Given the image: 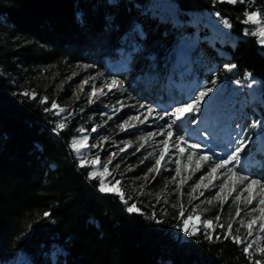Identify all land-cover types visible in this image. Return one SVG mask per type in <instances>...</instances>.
<instances>
[{"label":"trees","instance_id":"trees-1","mask_svg":"<svg viewBox=\"0 0 264 264\" xmlns=\"http://www.w3.org/2000/svg\"><path fill=\"white\" fill-rule=\"evenodd\" d=\"M175 1L185 11L214 7L229 19L236 35L235 46L226 48L230 62L240 74L249 72L263 81L264 98L263 46L245 23L255 4ZM149 3L0 0V262L23 252L31 264H53L51 252L61 245L65 254L55 264H254L256 259L244 251L249 236L240 228L235 237L244 243L217 225L208 231L211 239L204 229L179 239L173 231L182 229L180 213L128 212L118 195L99 190V180L90 177L88 166H80L70 147L81 116L66 119L65 127L57 129L59 116L46 111L53 98L61 101L70 94L44 96L38 85L35 98L22 94L21 83L42 77L52 82L70 77L78 84L90 75L98 83L110 75L123 49L131 58L114 75L140 98L155 101L164 93L161 71L175 70L174 56L163 50L179 29L151 18ZM203 50L217 57L210 46ZM151 54L155 61L149 60Z\"/></svg>","mask_w":264,"mask_h":264},{"label":"rangeland","instance_id":"rangeland-1","mask_svg":"<svg viewBox=\"0 0 264 264\" xmlns=\"http://www.w3.org/2000/svg\"><path fill=\"white\" fill-rule=\"evenodd\" d=\"M251 2L255 6H250L247 13L259 12L260 19L264 20V3L257 5L253 0ZM146 13L151 18H158L161 23L168 22L171 28H176L174 24L179 23L176 28L179 29L178 35L171 39L170 44L163 50L168 56H174L175 70L172 73H169L168 69L161 71L158 80L161 82L160 89L164 93L155 101L150 102L140 98L134 91L128 90L124 83L119 90L108 92L106 84L112 79L122 81L114 75V72L126 68L131 58V53L123 49L120 50L119 62L111 64L110 75L104 76L98 83L90 75L78 84H73L70 77L58 82L42 77L35 83L24 81L21 83V91L36 95L35 88L38 85L43 87L44 96L49 94L57 97L60 91L70 94L61 101L55 98L52 100V104L55 102L59 107L67 110L58 115L60 118L58 123H65V120L72 116H81L80 129L84 128L85 134L89 136V147L84 150L83 155L89 158L99 156V166L95 169L97 172L101 171L104 165H108L111 175H106L105 183L114 184L115 181H120L118 187L125 194L127 204L119 198L127 208L135 203L140 209L139 212L154 211V216L159 214L167 216L178 215L180 206L183 204L185 218L189 214L194 216V219L189 222L190 228L194 226L199 230L204 229L202 222L212 220L213 227L217 225L221 231L225 232H227V225L231 223L234 237L239 228L248 235L247 223L251 218L249 213L255 209L251 215L259 217V208L262 206L258 202L264 198L261 191L264 186L263 81L251 73L249 77V72L240 74L236 66L231 71H226V65H235L230 62L231 54L226 48L235 46L236 35L232 27H226L221 23V20L229 21V19L214 7L185 11L175 0H150ZM215 13H219V16ZM229 23L231 24L230 21ZM182 26L184 29L181 28ZM255 27L252 23H247L248 30H254ZM135 28L142 35L144 34L140 25L137 24ZM205 45L214 49L217 57L206 53L203 50ZM262 46L264 53V45ZM156 59V54L149 56L151 61ZM213 80L216 81L215 88L208 97H205L200 112L186 117L183 123H179L176 126V135H191L195 138L199 136L198 129L208 130L207 148L214 150L216 159H222L230 151L233 141L238 139L239 132L236 126L239 125V131H242L244 138L250 139L251 143L240 153L239 163L235 165L233 171L248 176L250 180L255 179L261 182L253 185L255 198L251 205L247 203L248 193L244 191L241 194V189L250 181L241 185L237 180L236 191L230 192L233 180H227L225 190L220 194L222 199L215 198L224 177L230 174L225 169L218 170L217 178L209 183L211 178L207 173L215 161H201L199 151L190 153L188 147L183 144L180 145L185 149L183 154L177 152L171 158L166 155L158 174L155 171L150 172L149 170L154 168L159 152L162 151L159 144L164 139L159 134L155 136L150 134L159 133L164 129L165 120L149 118L147 122L140 123L130 119L140 113L146 114L145 109L139 108L140 104L150 105L160 111H170L173 107L188 102L193 94L198 93L205 86H211ZM252 80L255 81L252 87L245 86ZM84 81L89 83L83 84ZM236 81H240L241 84L237 85ZM93 85L96 89H104L106 95L92 96ZM121 105L124 106L121 108ZM140 119L144 120V115H141ZM193 119L197 123H191ZM126 121L127 124H125ZM93 128L97 130L93 132ZM74 138L79 140L81 133L78 131L71 143ZM191 142L198 143L199 139ZM169 143L171 146L172 141ZM92 145H98V147ZM126 145L128 147H125ZM141 145L144 146L140 147ZM121 149L124 150L121 151ZM75 154L80 159L76 152ZM189 154L192 155L191 161L187 159ZM109 160H111L110 164ZM177 160L179 164L176 163ZM197 162L201 164L199 169L196 168ZM177 166L180 168L179 176L175 172ZM88 167L90 174L94 169ZM229 167L233 166L229 165ZM146 176L147 179H145ZM202 176L203 184L193 193L192 188ZM97 179L100 183V179ZM182 179L186 182L179 184ZM237 194H241V199L238 201L234 199ZM194 208L195 212H193ZM237 208L240 209L239 216L236 215ZM217 216L219 221L216 220ZM241 221L244 222L243 225ZM156 222L160 224L162 220L157 218ZM259 224L258 219L253 226L252 235H248V243L254 245L251 250L254 255L251 258L264 261V256L255 252V247H264V232L260 230ZM219 225L224 227L221 228ZM173 235L179 239H185L188 236L182 229L173 231ZM54 248L62 250L59 255L65 254V249L61 245H55ZM59 255L53 258L51 252L53 260H57ZM24 262L31 264L25 253L18 252L11 261L0 262V264H24Z\"/></svg>","mask_w":264,"mask_h":264},{"label":"snow or ice","instance_id":"snow-or-ice-1","mask_svg":"<svg viewBox=\"0 0 264 264\" xmlns=\"http://www.w3.org/2000/svg\"><path fill=\"white\" fill-rule=\"evenodd\" d=\"M213 2L215 3L216 0H213ZM228 2L229 3H236L237 0H228ZM240 2H243V0H240ZM215 15L219 16V13H215ZM246 16H247V18L245 20V23H252L253 25L256 26L254 28V30H251L250 32H248V34L258 36L259 42L262 45H264V20L260 19L259 12L247 13ZM221 23H223L226 27H229V28L231 27V24L227 20H221ZM246 31H248V30H246ZM233 68H235V65H226L225 66L226 71H231ZM248 75H249V77L251 76L250 73ZM88 83H89L88 81L83 82V84H88ZM235 83L237 85L241 84L240 81H236ZM254 83H255V81L252 80L245 86L252 87V85ZM215 85H216V81L213 80L211 83V86H205L202 90H199L198 93L193 94L189 98L188 102L182 103L179 106H175L170 111L169 110L160 111L156 108H153L150 105L140 104L139 108L145 109L146 114L140 113L136 117H132L130 119H135V120L139 121L140 123L147 122V120L149 118H151L153 120H155V119L165 120L164 129H162L159 133L150 134L152 136L159 134V135L164 137V139L159 144V146L162 148V151L159 152L158 158L155 160V163H154V168L150 169L149 170L150 172L155 171L158 174V172L162 166V161L165 160L166 155H169L171 158V156H174L177 152L180 154H183L185 149H184V147L180 146L181 144H183V145H186L188 147V150L190 153H195V152L199 151L201 153L200 154V160L201 161H213V160L215 161L214 165L210 166L209 172L207 173L208 177L211 178L209 180V183H212V181H214L217 178L216 173L218 172V170L225 169L227 171V173L230 174L229 176L224 177L223 182L221 183V185L219 187V191L216 193L215 198L222 199L220 194L224 192L225 183H227V180H230V179L233 180L230 192L236 191V181L237 180L241 185H245L246 181H250L245 185V187L243 189H241V194L244 191H246L248 193L247 203L249 205H251L253 202V199L255 198L253 196V185L260 184L261 182L258 180H255V179L250 180V178L248 176L238 174L237 172L233 171V168L235 167V165H237L239 163L240 153L244 150V148L249 143H251V140L245 139L242 131H239V125L236 126L237 130L239 132L238 139L233 141V146L231 147L230 151L226 154L225 158H222V159H216L214 150L211 148H207V145L209 143V141L207 139V137L209 135L208 130L198 129L197 131L199 132V136L195 137V138L192 137L191 135H176V126H178L179 123H183L185 121L186 117L194 116L200 112L205 97H208L209 94L213 92ZM122 86H123V82L118 80V79H112L109 83L106 84V88H107L108 92H111L113 90H119ZM81 87H83V85ZM22 94L25 96H31L32 98H35L34 93H29L26 91ZM91 95L92 96L106 95V92L104 91V89H96L95 86L93 85ZM46 101H47V98L45 97L44 101H42V102H46ZM123 106L124 105H121V108ZM46 111H54L57 115H59L60 113H63L67 110L59 107L55 102H53L51 109H46ZM141 115H144V120L140 119ZM190 122L193 124L197 123V121L195 119L191 120ZM127 123L128 122L126 121L125 124H127ZM132 126H134V125H132ZM56 127H57V129H63L65 127V124L63 122H61ZM96 130H97L96 128L92 129L93 132H95ZM79 132L81 133V138L79 140L74 138L70 147L80 157V159H79L80 166L81 167H86V166L93 167L94 171L92 173H90V177L93 179H96V178L100 179L99 190L101 192H113L116 195H118L121 198V200L124 201V203L127 204L128 201L125 199V194L118 187V185L120 184V181H115L114 184H106L105 183L106 175L107 176L111 175V173L109 172L108 165H104L102 170L97 172V171H95V169L99 166V156L97 155L95 157L89 158V157L83 155L84 150L89 147V145H88L89 136L85 134L86 130L84 128L79 129ZM194 139H199V142L198 143L191 142ZM170 141H172L171 146L169 143ZM92 146L98 147V145H92ZM143 146L144 145H141L140 147H143ZM125 147H128V146L126 145ZM205 149H206V151H205ZM123 150L124 149H121V151H123ZM208 153H212V154L209 155ZM110 155H114V154H110ZM187 159L189 161H191L192 155L189 154ZM110 163H111V160H109V164ZM176 163L179 164V161L177 160ZM229 165H232L233 167H229ZM200 167H201V164L199 162H197L196 168L199 169ZM175 172H176L177 176L180 175L179 166L176 167ZM145 179H147V176L145 177ZM173 180H175V177H173ZM185 182H186V180L182 179L179 181V184H183ZM203 182H204V177L202 176L200 178V181L197 182L195 187L192 188V192L194 193L197 188H200L201 185L203 184ZM205 188H207V185H205ZM261 191H262V194H264V186H262ZM241 194H237L234 199L237 201L240 200ZM209 203H211V201H209ZM258 204L260 206H262L259 208L260 216L256 217V216L251 215V212L255 211V209H252L249 213V215L251 216V218L248 220V223H247V229H248V235L249 236L252 235L253 226L257 223L258 219L260 220L259 228L262 232H264V198H261L259 200ZM197 207H198V205H197ZM127 211L130 213L131 212H139L140 209L136 207L135 203H133L130 206H128ZM184 212H185V209L183 207V204H181V206H180V217H181L183 223H182V225H178V227H182V230L185 233H187L188 235H196L197 232L199 231V229L194 227V226L190 228V226H189V222L194 219V216L192 214H189L185 218ZM193 212H195V208L193 209ZM44 215L48 216L49 213H45ZM236 215L237 216L240 215V209L239 208H237ZM196 218H198V217H196ZM216 220L219 221V216L216 217ZM243 223L244 222L241 221V225H243ZM202 224L204 226L206 238L211 239L212 236L208 233V230L211 229L212 231H215V229L213 227V221L212 220H205L202 222ZM219 227L223 228L224 225H219ZM237 231H238V229H237ZM227 233H228V236H231V234H232V224L231 223H229L227 225ZM216 238L219 239L218 236ZM225 238H227V236ZM233 239L238 243H244V241L241 240L240 237H238V236L233 237ZM253 248H254V245L252 243H248L246 245V247L244 248V251L246 253H249V256L251 257L252 255H254V253L251 251ZM61 252H62L61 249L54 248L52 251L53 258H55V256L61 254ZM255 252H259L262 256H264V247H255ZM24 264H27V262H24ZM53 264H55V260L53 261ZM254 264H262V262H261V260H255Z\"/></svg>","mask_w":264,"mask_h":264},{"label":"bare ground","instance_id":"bare-ground-1","mask_svg":"<svg viewBox=\"0 0 264 264\" xmlns=\"http://www.w3.org/2000/svg\"><path fill=\"white\" fill-rule=\"evenodd\" d=\"M174 26H175V27L179 26V23H177V24H174Z\"/></svg>","mask_w":264,"mask_h":264}]
</instances>
